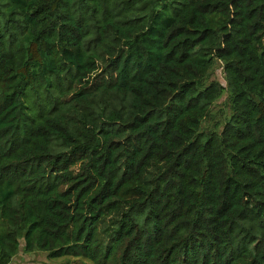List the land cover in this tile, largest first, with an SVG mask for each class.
I'll use <instances>...</instances> for the list:
<instances>
[{
    "label": "trees",
    "instance_id": "16d2710c",
    "mask_svg": "<svg viewBox=\"0 0 264 264\" xmlns=\"http://www.w3.org/2000/svg\"><path fill=\"white\" fill-rule=\"evenodd\" d=\"M21 248L264 264V0H0V264Z\"/></svg>",
    "mask_w": 264,
    "mask_h": 264
},
{
    "label": "rangeland",
    "instance_id": "374dc122",
    "mask_svg": "<svg viewBox=\"0 0 264 264\" xmlns=\"http://www.w3.org/2000/svg\"><path fill=\"white\" fill-rule=\"evenodd\" d=\"M214 77L222 84H226L222 64L218 66ZM225 98L226 97H223L220 101H218L216 108L224 105ZM46 262L48 263L49 261L44 255L38 256L33 254H25L21 248L19 253L14 257L10 264H46Z\"/></svg>",
    "mask_w": 264,
    "mask_h": 264
}]
</instances>
